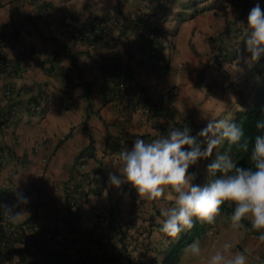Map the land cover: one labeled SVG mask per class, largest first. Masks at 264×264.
<instances>
[{"label": "crops", "instance_id": "1", "mask_svg": "<svg viewBox=\"0 0 264 264\" xmlns=\"http://www.w3.org/2000/svg\"><path fill=\"white\" fill-rule=\"evenodd\" d=\"M257 2L262 0H249V11ZM248 13L242 14L228 0H0V35L13 38L6 51L9 69L0 64V107H18L16 116L9 115L8 122L0 124V193L11 195L12 215L21 214L14 223L53 228L59 250L71 256L119 254L99 246L98 225L105 236L129 224L130 234L136 229L142 233L153 223L150 239L138 247L149 243L159 261L170 244L158 231L160 213L170 202L146 200L127 184L117 189L108 183V174L118 170L120 149L131 147L136 138L147 141L166 135L181 120L191 123L196 133L208 118L232 120V111L239 109L236 91L243 87L252 61L242 56L232 65L219 66L214 58L218 47H239L241 36L236 40L232 33L243 28L239 22L246 24ZM97 20L109 27L110 51L92 49L66 32L68 25L86 30ZM135 27L156 33L160 54L153 69L147 67ZM112 54L122 63L129 91L121 100L107 102L104 71ZM141 88L158 95L178 90L172 99V121L128 109V103L137 102ZM8 89L9 100L4 96ZM38 104L43 105L41 112L33 110ZM221 146L210 162L190 167L188 171L196 174L193 183L206 182L207 166L221 153ZM84 150L87 153L77 161ZM81 174L91 180L81 181L84 189L91 190L87 196L75 187ZM21 195L27 197L26 203ZM66 196L76 203L74 207L66 203ZM75 209L81 214L71 237L64 221ZM99 217L103 222H97ZM236 232H218L204 256L230 241L235 251L245 252L248 264H264V242L256 238L258 233ZM52 251L19 248L3 264H49L44 254ZM130 255L135 257L136 252ZM204 256L202 262L188 264H205ZM117 264H128L127 259L122 256Z\"/></svg>", "mask_w": 264, "mask_h": 264}, {"label": "clouds", "instance_id": "2", "mask_svg": "<svg viewBox=\"0 0 264 264\" xmlns=\"http://www.w3.org/2000/svg\"><path fill=\"white\" fill-rule=\"evenodd\" d=\"M239 24L243 27L244 50L250 53L249 59L259 60L264 56L261 4L257 2L250 9L246 24L244 21ZM256 127L264 130V120L258 121ZM225 142L248 153L250 166H240L229 149L218 153L208 164L206 182L193 183L196 174L189 172V168L210 157ZM108 183L117 189L130 185L146 200L163 198L170 202L161 209L163 219L158 229L166 243L172 242L169 238L178 239L181 233L191 230L197 221L214 223L225 202L233 206L232 227L239 229L247 219L258 233L256 238L264 242V134L253 139L245 134L243 126L232 120L208 118L195 135L184 124L173 126L166 135L151 140L136 138L131 147L125 145L120 149L118 170L109 172ZM21 198L27 202V197L21 195ZM5 213L11 220L21 215H12L7 209ZM183 251L189 259L204 256L198 240L187 244ZM204 259L205 264H248L249 258L244 251H233L232 242L227 241Z\"/></svg>", "mask_w": 264, "mask_h": 264}, {"label": "trees", "instance_id": "3", "mask_svg": "<svg viewBox=\"0 0 264 264\" xmlns=\"http://www.w3.org/2000/svg\"><path fill=\"white\" fill-rule=\"evenodd\" d=\"M236 2V6L238 5L241 8V13L244 14L246 12H249V0H230ZM261 7L264 8V0L260 3ZM93 21L88 23V29L91 32H96L97 29H94L95 27L92 26ZM105 25L104 21L97 20L96 27L98 28L99 32L102 31V27ZM137 26V25H136ZM126 27H130L131 29L133 26L127 25ZM136 28V27H135ZM153 32L155 35L154 38V49L152 51L146 50L138 40L139 48L143 53L147 55L148 63L147 65L153 69L155 66L154 61H157V58L159 57L160 50L158 48V41L156 37V33L153 30H149ZM98 32V31H97ZM98 36L100 33H97ZM235 37V39H239V47L230 46L229 49L222 50L220 47L216 48V51H218V54H216L214 58V62L217 65H222L223 63H226L228 65H232L236 60H238L242 56H249L250 53H247L244 49V33L243 28L239 27L234 29L232 33ZM4 35H0V39H2ZM104 44H108L111 46V40H108L105 38ZM111 66L110 60L107 61L105 65V71L104 75L106 74V71ZM120 69H123L121 61H118V65ZM140 93H144L145 91L149 92L150 89L147 88H141L138 90ZM236 94L239 99L238 108L234 111H232L233 118L232 122L239 123L241 126H243L245 130V134L248 136H251L253 139L256 135L264 134V130L257 129L256 125L258 121L264 120V56H262L257 61H252L251 68L246 71L245 75V83L243 87L239 88L236 91ZM10 106L9 104L6 105L5 108L0 107V124L3 125L8 122L9 115H10ZM240 106V107H239ZM243 110H242V109ZM158 114V113H156ZM183 121V120H182ZM184 123L189 124V126L192 128L193 132H195V129L191 123L188 121H184ZM89 149V147H88ZM231 149V155H233L234 158H237L239 160V165L243 167L250 166L248 153L242 152L240 149H237L234 146H230L227 144V142L223 143L221 146V153L224 151H228ZM214 152V151H213ZM87 153V150L82 151L77 156V161L84 157V155ZM213 154L208 157L207 159H202L199 161L201 163L203 160L210 162L212 159ZM190 169V168H189ZM80 181H77L75 183L76 189H78L79 194L81 196H87L90 194L91 191L89 188L84 189L83 184L81 181H87L88 177L86 175L81 174L79 176ZM208 179V178H207ZM88 182H91V180ZM90 191H89V190ZM2 193V192H1ZM0 193V197L1 194ZM66 203L70 204L71 197L66 196L65 198ZM68 207V206H67ZM232 205L229 202H225L221 206V211L218 213V215L215 218V222L212 224L209 223H201L197 221L194 224V227L191 230H186L185 232L181 233L180 237L172 241L167 248L164 250L163 257L158 261L157 257L153 255L154 248L150 247L149 243L147 245H143L142 248L138 247V244L140 241H143L145 239H150L152 228L155 226L153 223L149 225L148 230H143L142 233H138V230H134L133 234L129 233V230L131 228V224H129L125 230L116 232L109 237V233H107L105 236H102V232L100 230V225H98V237L97 243L99 246L108 247L110 250L117 249L119 250V254L115 255L113 252L110 251L109 254H104L102 256H90L81 254L79 255V261L80 264H117L118 260L123 256L127 259L128 264H180V260L182 255L184 254V248L187 244L191 243L194 240L201 241L205 237V235L208 233L209 230L214 228L218 223L219 219L218 216L225 215L230 217V214L232 212ZM69 208V207H68ZM114 211V210H113ZM114 215L111 214L110 220H108L106 226L109 230L112 228V223L114 221ZM80 217L77 216L74 212L69 210L66 215V220L64 221L66 228L69 234H71L73 237V231L76 230L77 225L79 223ZM98 223H100L97 220ZM27 225H32V223H26ZM242 224L244 227L252 234H257L256 230H253L251 228V223L249 220L245 219L242 221ZM147 234V235H146ZM161 234V233H160ZM115 235L117 236V239H115ZM141 237H144L140 240ZM74 239V238H73ZM170 239V238H169ZM118 244V245H117ZM131 252H136V256L132 257ZM68 255L63 250H54L52 252H47L44 254V260L48 262L49 264H67L65 262V257Z\"/></svg>", "mask_w": 264, "mask_h": 264}, {"label": "built area", "instance_id": "4", "mask_svg": "<svg viewBox=\"0 0 264 264\" xmlns=\"http://www.w3.org/2000/svg\"><path fill=\"white\" fill-rule=\"evenodd\" d=\"M229 4L236 7V2L228 0ZM97 21H93L92 26L94 29H97L96 32H91L89 29L86 30H76L73 26H66V32L70 35L73 40H76L80 43H84L88 47L92 49H105L111 50V46L107 43L104 44L107 37V33L109 31V27L104 25L102 31L99 32L96 27ZM97 33H100L99 36ZM135 33L137 35L140 44L148 51H152L154 49V38L155 35L153 32L143 29L141 27L135 28ZM109 40V39H108ZM13 38L11 35H4L2 39H0V64L4 68L9 69L10 65L8 59L6 57V51L10 46ZM111 66L106 71L104 76L105 83V100L107 102L119 101L123 98V95L129 91L128 81L126 72L123 69L117 67L119 59L112 54L109 57ZM150 68L149 66H147ZM179 95L178 90L172 89L169 93L164 95H158L153 91H145L144 93L137 92V102L128 103V109L131 111H135L136 113H140L144 116H153L158 113L162 115V120L165 123L172 121L174 115V105L172 103V99L176 98ZM4 96L7 100L12 96L10 89L4 92ZM139 99V100H138ZM43 108L42 104H38L34 107L35 112H41ZM18 112V107L16 105H12L10 110V116H16ZM184 121H180L178 123L179 127H183ZM189 125V124H187ZM195 135L196 132H193ZM87 182V181H86ZM75 202H71L70 206L74 207ZM13 199L9 194H2L0 197V264H3L11 254H14L19 248L24 249L25 251H31L33 249L36 250H44L47 247L52 250H59L57 245V241L55 240L53 234V228L44 229L39 225H23L18 226L14 223V220L10 219L8 213H5L6 209L12 211L13 208ZM77 206V205H76ZM77 208V207H76ZM77 216L80 217L81 211L75 209L73 211ZM12 214V212H11ZM100 223L103 222V217H99L97 219ZM111 233H109V237ZM64 251V250H63ZM68 256L65 257V262L67 264H80L78 254H73L64 251Z\"/></svg>", "mask_w": 264, "mask_h": 264}, {"label": "rangeland", "instance_id": "5", "mask_svg": "<svg viewBox=\"0 0 264 264\" xmlns=\"http://www.w3.org/2000/svg\"><path fill=\"white\" fill-rule=\"evenodd\" d=\"M234 87H232V89H233ZM230 93H233L232 92V90L230 91ZM220 217V220H221V223H218L214 228H212L211 230H209L208 231V233L205 235V237L203 238V239H205V241L204 242H200L201 243V246H202V248H203V250H207V245H208V243H212V241H213V238L216 236V234L218 233V232H220V231H226L227 233L229 232V233H237L236 232V230H238V229H236V228H233L232 227V225H231V222H230V217H228V216H223V215H220L219 216ZM219 219V218H218ZM239 229H242V231L243 230H245L246 228L244 227V225L241 223V227L239 228ZM220 230V231H219ZM235 234H233V236H234ZM239 243H241V242H239ZM235 244H233V246H234ZM233 251H235L234 250V247H233ZM199 258H202V257H197V258H192V259H189L188 257H187V255L185 254L183 257H182V261H181V264H188V262L190 261V260H194L195 262L196 261H199V262H202V260H203V258L202 259H199ZM250 260H248V262H249Z\"/></svg>", "mask_w": 264, "mask_h": 264}]
</instances>
